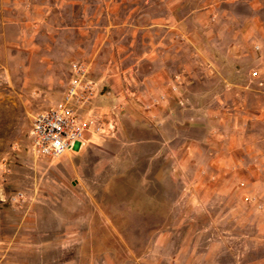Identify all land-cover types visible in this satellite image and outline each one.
Masks as SVG:
<instances>
[{"label": "rangeland", "instance_id": "rangeland-1", "mask_svg": "<svg viewBox=\"0 0 264 264\" xmlns=\"http://www.w3.org/2000/svg\"><path fill=\"white\" fill-rule=\"evenodd\" d=\"M231 49L246 87L234 96L248 111L264 108V0H0V264H264V123L253 124V142L243 125L242 173L209 205L202 158L158 187L143 162L94 152L87 139L59 158L32 145V119L64 102L75 65L98 96L103 72L174 64L145 54L175 52L173 71L201 75L208 54ZM224 198L235 217L217 218Z\"/></svg>", "mask_w": 264, "mask_h": 264}, {"label": "crops", "instance_id": "crops-1", "mask_svg": "<svg viewBox=\"0 0 264 264\" xmlns=\"http://www.w3.org/2000/svg\"><path fill=\"white\" fill-rule=\"evenodd\" d=\"M192 37L191 34L182 37L180 46L185 47V61L194 54ZM236 52L231 49L208 54L206 61L212 68L204 70L201 75L189 71L187 66L181 71H173L174 68L177 70L181 59L177 53L164 50L143 57L147 60L157 57L163 63L174 62L170 67L163 64L160 66L163 69L147 71L137 65L133 70L122 71L123 77L114 70L103 72L98 88L105 85L104 93L96 96L89 105L78 107L77 112L83 120L91 116L98 118L103 127L113 124L115 136L103 137L90 127L86 133L87 142L95 146L94 152L137 158L138 163L145 165L143 173L155 176L153 181L158 187H162L163 181L172 183L179 167L193 165L202 158L207 176L206 205L210 204L212 194L234 190L230 179L242 173L241 157L247 152L242 149V141L247 137L242 127L247 125L250 130L247 138L253 142L259 139L253 124L264 123V108L256 106L254 112L248 111L235 97L246 88L235 81L239 77L235 65H232L238 60ZM143 59L137 60L140 63ZM214 80L216 83L207 84ZM115 143L136 147L138 151L127 153L109 148ZM252 153H257V149L250 146L249 155ZM130 163L135 164V161L131 159ZM249 169L253 168L250 166ZM146 183L149 184L150 180L143 182V187ZM222 203L224 207L217 213V218L223 215L235 217L237 209L233 207V211L226 213L225 208L230 202L224 198ZM253 233L249 242L256 246L259 232ZM257 263L258 259L250 261V264Z\"/></svg>", "mask_w": 264, "mask_h": 264}, {"label": "built area", "instance_id": "built-area-1", "mask_svg": "<svg viewBox=\"0 0 264 264\" xmlns=\"http://www.w3.org/2000/svg\"><path fill=\"white\" fill-rule=\"evenodd\" d=\"M97 94L87 70L75 65L64 102L58 108L37 113L32 119V145L36 154L42 158H59L75 151L84 145L90 127L100 135L113 132V124L103 127L98 118L79 117L77 108L89 104Z\"/></svg>", "mask_w": 264, "mask_h": 264}]
</instances>
